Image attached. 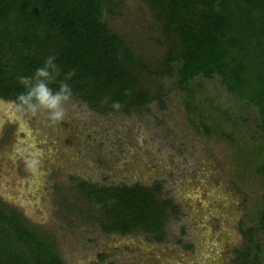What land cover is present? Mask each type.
I'll list each match as a JSON object with an SVG mask.
<instances>
[{"label": "rangeland", "instance_id": "374dc122", "mask_svg": "<svg viewBox=\"0 0 264 264\" xmlns=\"http://www.w3.org/2000/svg\"><path fill=\"white\" fill-rule=\"evenodd\" d=\"M113 1L110 29L136 55L161 59L159 24L144 0ZM145 81L158 98L140 112L100 113L73 97L56 126L0 98V203L53 241L64 264H241L248 230L264 264V181L256 172L264 154L244 150L264 146L258 109L217 75L194 78L191 91L167 75ZM37 149L41 165L30 175L21 151ZM81 183H159V198L178 211L169 212L162 242L141 231L106 233Z\"/></svg>", "mask_w": 264, "mask_h": 264}, {"label": "trees", "instance_id": "16d2710c", "mask_svg": "<svg viewBox=\"0 0 264 264\" xmlns=\"http://www.w3.org/2000/svg\"><path fill=\"white\" fill-rule=\"evenodd\" d=\"M144 2L165 47L155 63L136 55L110 29L107 15L113 0H0V98L16 103L24 91L17 77L32 75L48 56H55L62 76L75 70L68 81L73 97L100 113L146 108L158 98L146 78L171 76L180 88L190 90L194 78L217 75L231 95L256 107L264 120V0ZM114 101L121 104L118 110L111 107ZM248 148V156L264 154L262 143L258 152ZM256 170L264 181V160ZM80 188L103 214L106 221L100 227L106 233L141 231L162 242L169 212L178 211L170 199L159 198V183H81ZM245 235L249 241L238 251L241 264H261L258 246H251V230ZM0 264L64 262L53 241L43 238L20 212L0 203Z\"/></svg>", "mask_w": 264, "mask_h": 264}, {"label": "clouds", "instance_id": "9594fccd", "mask_svg": "<svg viewBox=\"0 0 264 264\" xmlns=\"http://www.w3.org/2000/svg\"><path fill=\"white\" fill-rule=\"evenodd\" d=\"M55 59V56H48L32 75L17 77L18 84L24 89L16 99L17 111L39 118L51 126L59 125L66 117L73 98L68 81L76 74L73 69L62 76ZM53 84L57 85L55 89L51 87ZM102 103H107V98ZM111 107L118 110L121 104L114 101ZM21 155L25 159V171L30 175L38 174L43 153L38 149L31 152L22 150Z\"/></svg>", "mask_w": 264, "mask_h": 264}]
</instances>
